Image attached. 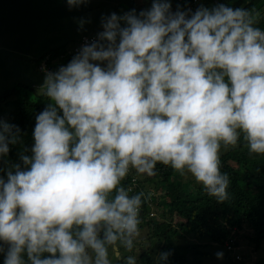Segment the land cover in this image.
Returning <instances> with one entry per match:
<instances>
[{"label": "clouds", "instance_id": "clouds-1", "mask_svg": "<svg viewBox=\"0 0 264 264\" xmlns=\"http://www.w3.org/2000/svg\"><path fill=\"white\" fill-rule=\"evenodd\" d=\"M201 2L102 18L35 86L47 105L19 163L6 157L21 129L0 120L3 264H112L109 250L131 252L140 234L147 196L124 186L131 172L169 166L223 204L221 149L242 140L264 156V11Z\"/></svg>", "mask_w": 264, "mask_h": 264}, {"label": "trees", "instance_id": "trees-1", "mask_svg": "<svg viewBox=\"0 0 264 264\" xmlns=\"http://www.w3.org/2000/svg\"><path fill=\"white\" fill-rule=\"evenodd\" d=\"M193 1L170 0L172 11L184 10L185 3ZM231 1L234 2L202 0L201 4L209 8L220 3L232 7ZM235 2L233 8L256 7L264 11V0ZM139 8L132 0H89L74 8L67 0H0V48L5 37L10 39L23 49L21 59L35 63L36 71L45 76L39 69L43 62L46 60L51 68L64 61L66 65L71 59L68 50L84 35L102 29V18L132 10L139 14ZM258 26L264 29V13ZM81 31L86 34L75 39ZM53 39L60 42L44 51V44ZM36 85L19 84L0 97V117L18 126L23 139V145H10L6 161L19 163L20 151L30 150L34 142L35 117L47 105ZM221 171L230 180L229 199L223 204L208 196L190 175L181 176L169 166L158 164L151 177L134 171L129 174L124 186L132 187L133 194L143 191L147 196L140 210L139 227L148 229V239L137 241L139 249L130 255L137 264H153L151 256L160 257L162 252L169 253L168 259H159L157 264H207L218 252L223 253L222 264H264V156L249 155L241 140L229 150L221 149ZM160 210L162 217L157 219ZM186 234L193 240H186ZM154 239L158 241L155 249L151 245ZM257 251L260 260L248 263ZM3 261L0 254V264Z\"/></svg>", "mask_w": 264, "mask_h": 264}, {"label": "rangeland", "instance_id": "rangeland-1", "mask_svg": "<svg viewBox=\"0 0 264 264\" xmlns=\"http://www.w3.org/2000/svg\"><path fill=\"white\" fill-rule=\"evenodd\" d=\"M134 4L141 10H147L152 6V0H132ZM233 6V5H232ZM125 12V11H124ZM86 34L84 31L77 33L76 38H80L82 35ZM74 36V32H73ZM72 36V37H73ZM55 42H60V40L53 39L50 43L44 44V51L48 49L51 44ZM3 47L0 48V97L8 91L12 87H16L19 84H29V83H36L40 84L44 81L45 76L41 73L36 71L35 63L25 62L21 56L22 48L18 45H13V41L11 42L10 39L2 40ZM0 120L4 121L2 117ZM164 192V191H163ZM158 208V207H156ZM155 214V213H154ZM162 217V210L158 211V216L156 215L155 218L161 219ZM176 227V224L174 223ZM148 239V229L147 228H140V234L136 237L134 241V248L131 252L125 251L123 248L116 253L109 250V258L112 261V264H126L127 256H130L134 250L139 249V245H137V241H144ZM185 239L188 241H192V236L186 234ZM158 244L157 239L152 240L151 245L153 249L156 248ZM147 245L149 243L147 242ZM259 252L253 253L252 257H250L248 263H254V260L259 261L260 258ZM152 263L157 264L159 261V257L152 255ZM218 262V263H217ZM222 264L221 258H213L211 262L207 264Z\"/></svg>", "mask_w": 264, "mask_h": 264}, {"label": "built area", "instance_id": "built-area-1", "mask_svg": "<svg viewBox=\"0 0 264 264\" xmlns=\"http://www.w3.org/2000/svg\"><path fill=\"white\" fill-rule=\"evenodd\" d=\"M197 0H194V3L192 4V5H188L186 8H185V10H187V9H191V10H193V11H195L196 10V8H197ZM48 57V59H51L49 56H47ZM69 63V62H68ZM67 63V64H68ZM60 66H63V64L62 65H60ZM59 66V67H60ZM40 71H42L44 74H46V72H55V71H57L56 70V68H51L48 64H47V61L45 60L44 62H43V64L40 66ZM59 69V68H58Z\"/></svg>", "mask_w": 264, "mask_h": 264}, {"label": "crops", "instance_id": "crops-1", "mask_svg": "<svg viewBox=\"0 0 264 264\" xmlns=\"http://www.w3.org/2000/svg\"><path fill=\"white\" fill-rule=\"evenodd\" d=\"M206 1L208 2L209 0H206ZM210 1L215 3L216 1H219V0H210ZM231 2L234 4L235 0H234V2L233 1H231ZM193 3H194V1L193 2H189V3H185V6L192 5ZM172 5L175 6V3H173ZM173 12H174V10H173ZM261 12H263V11H261Z\"/></svg>", "mask_w": 264, "mask_h": 264}]
</instances>
